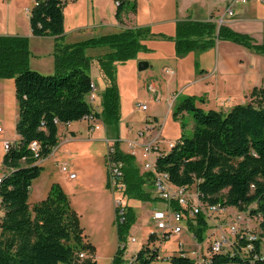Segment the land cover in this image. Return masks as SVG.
<instances>
[{
  "label": "trees",
  "instance_id": "1",
  "mask_svg": "<svg viewBox=\"0 0 264 264\" xmlns=\"http://www.w3.org/2000/svg\"><path fill=\"white\" fill-rule=\"evenodd\" d=\"M29 24L34 36H53L55 44V72L42 74L30 66V43L24 36L0 35V78H14L15 95L19 106L16 123L18 140L5 150L3 164L7 172L0 183V264H81L83 250L95 254V246L84 242L79 218L60 185L52 184L48 195L30 204L33 181L44 167L39 163L48 158L59 144V125L78 122L93 113L87 100L95 85L90 75L92 58L88 48L109 47L98 63L107 87L103 93V112L96 116L110 127L120 121V95L117 83V63L134 59L149 49L143 43L158 36L172 40L175 54L183 57L190 51L213 47L217 40H228L264 54V43L234 31L216 21L181 20L176 23L174 36L153 33L150 27L124 29L120 32L91 37L83 41L63 44L65 35L64 7L77 0H33ZM116 19L122 15L130 0H118ZM131 8L134 10L135 5ZM252 100L237 104L229 112L203 111L194 96H185L174 107V118L192 112L194 132L182 136L169 151H162L156 169L167 173L170 182L180 187L195 186L204 204L232 207L248 211L260 219V235L248 240L240 234L231 251L211 256L212 264H264V87L255 88ZM182 129L185 128L181 121ZM35 142L37 149L31 144ZM113 152H107L106 162L123 164L122 183L128 199L158 201L146 190L153 186V174L141 173L133 155L125 153L118 140ZM174 208L181 209L173 204ZM116 208H118L116 206ZM117 213V231L121 239L135 221L128 204ZM188 226L200 242L209 228L206 216L199 213ZM244 234V233H243ZM152 237L150 236L149 240ZM253 244L251 252L243 248ZM124 249L120 246L113 264H124ZM258 254V258L254 257ZM158 249L145 245L137 252V263L156 264ZM171 264H193L182 255H173ZM82 264H96L89 259Z\"/></svg>",
  "mask_w": 264,
  "mask_h": 264
},
{
  "label": "crops",
  "instance_id": "2",
  "mask_svg": "<svg viewBox=\"0 0 264 264\" xmlns=\"http://www.w3.org/2000/svg\"><path fill=\"white\" fill-rule=\"evenodd\" d=\"M15 1L24 3V0ZM113 1L115 2V0ZM162 1L164 2V0H157L153 4V0H144L145 5L141 6L138 0H130V4L122 15L121 22H118L115 13V20L100 19L97 24L94 23V25L79 29L91 27L93 30L104 32L95 36L98 37L120 32L124 29L150 27L153 33L174 36L178 21L187 19L193 21L213 20L218 25L222 24L236 32L249 35L256 43H264V2L261 0H250L247 3H242L239 0H169V7L166 3H161ZM184 1L188 4L184 5L182 3ZM28 3H30L29 0ZM28 3L23 6L27 7ZM222 3L226 4L225 8L221 6ZM132 4L135 5L134 10L131 8ZM7 9L8 13L5 12V16L8 19H0V27L2 28L0 30L7 26L4 27V30L6 29L8 33L0 35L22 36L14 33L15 29L11 28L13 23L9 17L10 8L7 7L5 10ZM229 10L232 11L231 15L228 14ZM66 35L67 32H65L63 40L60 41L63 44H68L64 42ZM23 36H26L29 40L31 39L30 34ZM48 37L54 39L55 49V37ZM143 43L149 49L148 51L139 52L134 59H130L124 64L117 63V83L120 95V121L118 125L110 127L98 118L96 123L99 125L98 130H100V133L96 132L97 130L91 131L90 124L85 119L67 125L60 124V141L50 155L54 156L56 161L58 160L57 156H68L72 153L75 140L84 138L82 131L86 132L89 137L95 132L101 137L104 136L107 148L110 142L118 140L121 143V149L123 150L122 145H125L128 152L130 142L137 140L141 144H145L155 136L154 131H145L143 135H140V131L144 129L148 122H154L161 126V146L165 147L166 142L177 141L185 130V128L182 129L181 118L187 112H184L180 119L174 118L173 114L174 107L178 99L181 98L180 96L176 97L178 93H181L182 97L194 96L197 107L203 111L215 110L227 113L237 104L250 102L252 100L250 96L252 90L264 87V54L257 53L238 43L217 40L213 47L203 51H190L183 57L176 56L175 44L172 40H164L158 36H153ZM94 49L88 48L86 50V54L92 58L89 72L95 85L92 92L95 100L91 105L93 108H98L99 113H102L103 93L107 87V80L100 69L98 58L107 52L99 53L95 52ZM142 61L147 62L148 67L140 71L139 63ZM135 73H138L141 79L144 80L141 86L145 89L144 96L146 98L143 99L145 101L142 103L147 105V111L145 112L139 106L134 108L143 115L138 122V118L131 108L127 109V115L123 120L124 107L122 102L125 99L119 85L122 79L125 81L127 77L133 74L136 75ZM90 95L87 96L88 101ZM161 105H164V113L159 111ZM170 125L177 128L173 135L167 133L166 128ZM18 139L17 135L16 140ZM133 156L142 170H144V164L141 160L145 157L148 160L154 158L153 156L149 158L145 156L140 147L137 148L136 154ZM41 162L42 160L39 163L41 164ZM6 172L5 169L4 174ZM4 174H0V177ZM77 179L78 176L74 180ZM32 189L33 185L31 191Z\"/></svg>",
  "mask_w": 264,
  "mask_h": 264
},
{
  "label": "rangeland",
  "instance_id": "3",
  "mask_svg": "<svg viewBox=\"0 0 264 264\" xmlns=\"http://www.w3.org/2000/svg\"><path fill=\"white\" fill-rule=\"evenodd\" d=\"M29 1L30 3H28V0H24L22 4V1L0 0V19H8L5 16V12L8 13V9H5L9 7V17L13 23L11 24V28L15 29L14 33L22 36L25 34L31 35V39L29 40L31 68L42 74L51 75L54 69L55 41L52 37H34L31 34L29 11L34 3L32 0ZM156 1L153 0V4ZM138 2L141 6L145 5L144 0H138ZM26 3H28L27 7L23 6ZM161 3H166L169 7V0H164ZM182 3L184 5L188 4L186 1ZM221 6L225 8L226 4L222 3ZM116 8L113 0H77L69 2L64 7V28L65 32H67L64 42L82 41L104 33L100 32V30H93L91 27L85 29L79 28L94 25V23L97 24L98 21L100 22V19L107 21L110 19L115 20ZM4 27L3 30H0V34L8 33L6 29L4 30ZM0 29L2 28L0 27ZM94 50L99 53H103L104 51L110 52V49L107 47H97ZM135 74L127 77L125 81L122 79L119 85L125 99L122 102L124 107V111L122 112L123 120L127 115V109L131 108L138 118V122L143 115L134 108L144 102L145 100L143 101V99L146 97L144 96L145 89L141 86L144 80L141 79L138 73ZM180 94L178 93L176 97L180 96L182 98ZM159 111L164 113V105L159 107ZM18 118L19 106L15 95L14 78H0V126L4 130L0 134V174H4L5 171L3 164L5 147L3 142L4 140L10 142L16 140L17 133L15 127ZM181 121L185 125L184 135L190 137L194 132L193 126L195 125L193 113H185ZM166 129L169 135H173L177 128L170 125ZM96 132H100V130ZM96 132L89 137L86 132L82 131L84 138L75 140L70 155L57 156V161L54 156H49L46 160H42L41 165L44 169L41 175L33 181V189L30 193L29 202L33 204L44 199L48 195L52 184L56 183L60 185L68 196L72 209L78 215L84 242L86 244L90 243L96 249L95 254H92L88 250H83L84 257H80L78 262L82 264L92 259L96 261V264H113L116 252L120 246L124 249L122 255L124 261H129L134 253H137L149 242L148 240L152 233H157L161 238L162 232L157 230L151 216L154 209L164 208L165 203L161 200L141 201L128 199L124 194V190H119L111 184L106 162L107 143L104 136L101 137ZM122 147L123 151L128 154L129 148L127 152L126 146L122 145ZM141 161L144 164L148 159L145 157ZM61 162L69 164V169L77 174V180L68 179L60 171L59 164ZM137 166L141 173H145L138 164ZM146 190L153 197H156L153 186H146ZM190 190L194 193L196 191L195 186L190 187ZM117 200L121 202L118 208H116ZM127 204L133 208L135 221L124 232L123 237L119 239L116 210L118 209L120 212ZM204 214L209 225V228L204 233V240L202 242L198 241L192 229L188 224L184 223L185 229L182 234L173 235L170 239L163 241H159L160 239L158 238L154 240L155 247H160L161 257L173 256L175 252L180 250L179 242H184L186 247H189L191 250L196 249L197 244H200L202 250L208 254L207 248L209 244L214 239H224V236L229 240L224 250L229 251L232 248L231 244L234 240V235L231 232V228L234 226L238 229L239 233L254 236L260 235V219L251 217L248 211H239L228 207L224 211L215 212H209L205 209ZM2 215L3 211L0 208V219ZM262 252L264 254V238L262 239ZM187 255L192 261L196 259V255L192 251L187 252Z\"/></svg>",
  "mask_w": 264,
  "mask_h": 264
},
{
  "label": "built area",
  "instance_id": "4",
  "mask_svg": "<svg viewBox=\"0 0 264 264\" xmlns=\"http://www.w3.org/2000/svg\"><path fill=\"white\" fill-rule=\"evenodd\" d=\"M242 3H247L250 0H239ZM264 2V0H261ZM116 6L119 5V1L115 0ZM228 14H232V11L229 10ZM170 71V70H168ZM95 100V96L92 94L89 97V103L92 104ZM139 108L142 111H147V105L144 103L139 104ZM99 113L98 108H93V113L87 117H85V120H87L90 124V130L95 131L99 129V125L96 123L98 117L96 114ZM161 126L154 122H148L144 129L140 131V135H143L145 131H154L155 136L152 138L151 141L141 144L137 140L130 142L129 145V153L131 155L136 154V150L138 147H140L143 151V154L145 156H153L154 158L152 160H148L144 163L143 168L146 172H151L153 174V188L156 193V197H158L162 202L165 203L164 208H157L154 209L152 212V220L154 221L156 228L158 231L162 232L161 238L158 236L157 233H152L151 240H148L147 244L151 249H158L159 250V256L156 264H171L170 260L171 257H161L160 255V247H155L154 240L156 238L160 239L159 241L170 239L173 235H180L184 232L185 226L184 223H188L189 220L192 218H195L198 216L199 213H205V209H207L209 212H215V211H224L225 208L221 205H210V204H204L200 198L197 191L194 193L191 192L190 188L188 187H180L176 186L169 180V176L167 173L159 172L156 169V160L157 157L161 154L162 151H169L173 148L174 142H166V146H161L162 141V134H161ZM3 128L0 126V134H2ZM12 142L5 140L4 141V147L5 150L9 148L10 144ZM113 143L110 142L108 144L107 152H113ZM31 147L36 150L37 144L33 142L31 144ZM107 167H108V174L111 181V184L119 189L124 190V184L122 183V177H123V171L122 167L123 164L116 161H107ZM60 171L70 180H74L77 177V174L74 172H71L69 169V164L66 162H61L59 164ZM4 175L0 177V183L3 179ZM117 207L121 205V202L119 200L116 201ZM173 204L178 205L181 209L174 208ZM122 213V210H121ZM231 232L234 235V240L231 244L232 248L233 245L236 242V237L240 234L242 237L246 236L248 240H254L257 239V236L254 235H247L243 233H239L238 229L234 226L231 228ZM133 241H135L133 239ZM228 238L224 236V239H214L208 246L207 250L209 251L208 254L205 253L204 250H202V247L200 244H197L196 249H189V247H186L184 242H179V248L180 250L175 252L174 255H182L187 256V252L192 251L194 255H196V259L193 261V264H212L211 256L214 254H225L226 252H229L232 250V248L229 251H225L224 247L228 244ZM253 250V244L249 243L247 246L243 248V251L245 252H251ZM262 259H264V254H262ZM80 257H84V254H80ZM255 258H258V254H254ZM137 263V253H134L129 261H125L124 264H135Z\"/></svg>",
  "mask_w": 264,
  "mask_h": 264
},
{
  "label": "water",
  "instance_id": "5",
  "mask_svg": "<svg viewBox=\"0 0 264 264\" xmlns=\"http://www.w3.org/2000/svg\"><path fill=\"white\" fill-rule=\"evenodd\" d=\"M147 67H148V63L147 62L142 61V62L139 63V70L140 71L146 69Z\"/></svg>",
  "mask_w": 264,
  "mask_h": 264
}]
</instances>
